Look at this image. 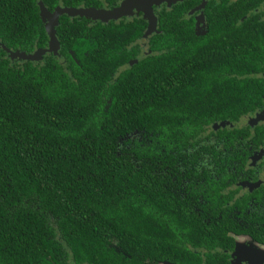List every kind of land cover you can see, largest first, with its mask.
I'll list each match as a JSON object with an SVG mask.
<instances>
[{"label":"trees","instance_id":"1","mask_svg":"<svg viewBox=\"0 0 264 264\" xmlns=\"http://www.w3.org/2000/svg\"><path fill=\"white\" fill-rule=\"evenodd\" d=\"M38 1L0 0V264L181 260V246L168 247L163 225H184L179 230L190 233L188 225L200 223L197 215L174 210L176 201L162 191L159 177L155 183L151 166L134 161L135 148L121 155L118 143L138 120L146 125L148 115L162 134L167 123L209 124L212 107L241 93L238 87L227 91L224 72L200 65L214 62L211 46L207 38L190 44L182 18L196 2L161 13L164 37L157 42L169 41L170 48L117 75L134 56L124 43L144 27H96L86 54L77 49L86 28L62 17L58 36L68 69L54 56L42 64L7 56L5 48L31 52L45 46ZM42 1L51 11L60 2H98ZM187 44L193 48L188 53ZM191 63L198 66L187 70Z\"/></svg>","mask_w":264,"mask_h":264},{"label":"flooded vegetation","instance_id":"2","mask_svg":"<svg viewBox=\"0 0 264 264\" xmlns=\"http://www.w3.org/2000/svg\"><path fill=\"white\" fill-rule=\"evenodd\" d=\"M125 1L98 0L91 5L79 6L60 2L51 11L39 0V15L47 35L45 46L31 52L11 51L20 55L14 56L17 61L35 64H42L46 57L54 56L61 60L64 69H68L71 64L62 57L64 44L58 36L62 17H67L70 26L80 23L86 28L84 41H77L80 43L77 49L86 54L96 39L92 35V29L96 27L135 30L144 27L142 34L124 43V50L134 56L119 68V75L138 65L142 59L154 56L158 50L171 47L169 41L157 42L158 38L164 37L161 13L190 0L170 3L164 0L159 5L149 4L156 18L154 26L146 17L144 6L137 4L126 10V15L115 19L62 14L54 27L59 43L56 50L51 47L41 4L53 14L58 8L113 11ZM192 1L196 3L182 16L189 30L188 40L196 46L207 38L214 61L211 64L201 56L204 60L201 67L205 68L206 62L224 72L227 91L236 92L232 88L238 87L241 93L220 100L222 104L218 109L212 107L207 112L212 119L209 124L187 126L185 122L167 123L162 134L156 132L158 126L155 127V121L147 114L149 120L146 125L138 120L132 131H126L119 137L120 154L135 148L137 154L134 156L137 158L134 157V161L151 166L155 183L159 177L162 191L176 201L174 210L196 214L200 222L196 226L188 225L187 229L193 228L190 233L179 230L186 229L184 225L164 224V229L168 230L163 233L168 239V247L177 242V247L181 246V260L167 257L149 264H264V0ZM192 49L188 44L185 46L186 53ZM69 53L71 55L75 50L70 49ZM6 54L10 56L8 52ZM29 55H36L37 59H24ZM197 66V63H191L186 69ZM172 83V79L167 80L168 87ZM147 111L151 113L150 108ZM147 150H151L152 157H143ZM173 227L177 228L176 232L172 231ZM58 264L79 263L75 260L66 263L60 259Z\"/></svg>","mask_w":264,"mask_h":264},{"label":"water","instance_id":"3","mask_svg":"<svg viewBox=\"0 0 264 264\" xmlns=\"http://www.w3.org/2000/svg\"><path fill=\"white\" fill-rule=\"evenodd\" d=\"M164 0H126L120 8L114 9L113 11H105V10H96V9H70V8H58L55 13L51 14L42 4H41V11L42 17L46 22L47 30L50 35L51 39V47H54L55 50L58 48L59 43L55 35L54 27L58 24V18L62 14H67L71 17L81 16L87 18H94V19H115L121 15H126V10H129L133 7L134 4L144 6V13L148 19L151 20V25H155L156 18L153 13V9L149 4L159 5ZM167 2H177L180 0H166ZM48 21V22H47ZM8 54L11 57L18 56L19 54L12 53L11 50L5 48ZM56 53V51H55ZM20 56V55H19ZM24 59L28 60H36V55H29L25 56Z\"/></svg>","mask_w":264,"mask_h":264}]
</instances>
